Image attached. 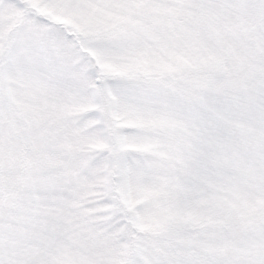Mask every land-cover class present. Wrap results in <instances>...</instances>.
Masks as SVG:
<instances>
[{
  "label": "snow or ice",
  "instance_id": "obj_1",
  "mask_svg": "<svg viewBox=\"0 0 264 264\" xmlns=\"http://www.w3.org/2000/svg\"><path fill=\"white\" fill-rule=\"evenodd\" d=\"M0 264H264V0H0Z\"/></svg>",
  "mask_w": 264,
  "mask_h": 264
}]
</instances>
